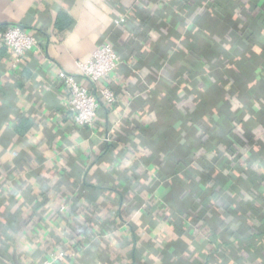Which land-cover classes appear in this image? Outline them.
Returning a JSON list of instances; mask_svg holds the SVG:
<instances>
[{
  "label": "crops",
  "instance_id": "0c3cea01",
  "mask_svg": "<svg viewBox=\"0 0 264 264\" xmlns=\"http://www.w3.org/2000/svg\"><path fill=\"white\" fill-rule=\"evenodd\" d=\"M12 25L37 46L0 44V264H264V0H0ZM59 70L114 92L92 127Z\"/></svg>",
  "mask_w": 264,
  "mask_h": 264
},
{
  "label": "built area",
  "instance_id": "2783aa9c",
  "mask_svg": "<svg viewBox=\"0 0 264 264\" xmlns=\"http://www.w3.org/2000/svg\"><path fill=\"white\" fill-rule=\"evenodd\" d=\"M125 19V15H120L113 22L115 25H121L125 22ZM0 44L5 45L10 50V67L15 69L23 61L26 53L37 46V38L28 34L20 26L12 25L0 28ZM117 63L118 56L112 45L107 41H101L90 57L86 61L78 62L77 65L79 75L82 78L90 83L97 84L113 75ZM54 79L61 87L66 111L77 126L92 127L101 100L108 106L116 102L114 92L109 86L104 85L98 89L97 93H93L79 82L76 75L67 73L64 70H59ZM111 132L106 135L104 141H109ZM66 255L64 251L53 252L37 264H55Z\"/></svg>",
  "mask_w": 264,
  "mask_h": 264
},
{
  "label": "trees",
  "instance_id": "16d2710c",
  "mask_svg": "<svg viewBox=\"0 0 264 264\" xmlns=\"http://www.w3.org/2000/svg\"><path fill=\"white\" fill-rule=\"evenodd\" d=\"M2 28H4V27H2ZM115 52H116V54H117V51H116V50H115ZM117 56H118V55H117ZM229 141H230V143H232V142H231V138H229ZM196 187L198 188V193L200 192V193L202 194V192H204L203 189H202L201 187H199V184H197ZM195 200L200 202L201 197L198 196V197L195 198Z\"/></svg>",
  "mask_w": 264,
  "mask_h": 264
}]
</instances>
